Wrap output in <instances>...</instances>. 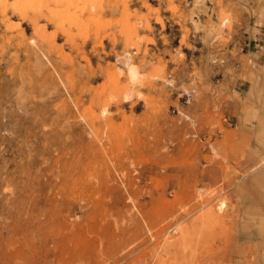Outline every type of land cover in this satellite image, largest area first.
<instances>
[{
    "label": "rangeland",
    "instance_id": "374dc122",
    "mask_svg": "<svg viewBox=\"0 0 264 264\" xmlns=\"http://www.w3.org/2000/svg\"><path fill=\"white\" fill-rule=\"evenodd\" d=\"M89 2L0 10V264H264V0Z\"/></svg>",
    "mask_w": 264,
    "mask_h": 264
},
{
    "label": "bare ground",
    "instance_id": "6f19581e",
    "mask_svg": "<svg viewBox=\"0 0 264 264\" xmlns=\"http://www.w3.org/2000/svg\"><path fill=\"white\" fill-rule=\"evenodd\" d=\"M89 1L90 0H14L10 7L8 0H0V10H2L3 14H6L9 8H13L14 11L19 13L23 20H28L33 23H36L40 18L45 16H48L50 20L56 23V15H58L56 14V7L64 6L65 10L63 14H66V12L74 8H76L78 12L85 10L86 12H91L90 9H88L90 4ZM146 4L148 5L147 2ZM59 14L61 15V13Z\"/></svg>",
    "mask_w": 264,
    "mask_h": 264
},
{
    "label": "crops",
    "instance_id": "0c3cea01",
    "mask_svg": "<svg viewBox=\"0 0 264 264\" xmlns=\"http://www.w3.org/2000/svg\"><path fill=\"white\" fill-rule=\"evenodd\" d=\"M260 46H262V43L257 44V47H260ZM245 197L247 198L248 195L245 194ZM246 213L248 212L246 211ZM234 224L237 226L236 227L237 232L234 235L233 239L236 241H242L240 243L244 245L242 247L245 250L243 254L253 255L258 252L257 250H259L258 254L264 255L263 248L256 249V250L253 249V246L255 245V243H258V242L264 243V225H262L263 223L261 222V224H259V221H256L247 216H244L238 222L234 221ZM255 225L259 226L260 229H257L256 227H254ZM228 254H233V253L229 252Z\"/></svg>",
    "mask_w": 264,
    "mask_h": 264
}]
</instances>
